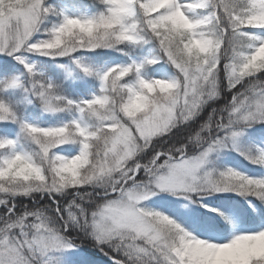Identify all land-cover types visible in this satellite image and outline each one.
Returning <instances> with one entry per match:
<instances>
[{
	"label": "snow or ice",
	"instance_id": "1",
	"mask_svg": "<svg viewBox=\"0 0 264 264\" xmlns=\"http://www.w3.org/2000/svg\"><path fill=\"white\" fill-rule=\"evenodd\" d=\"M0 264H264V0H0Z\"/></svg>",
	"mask_w": 264,
	"mask_h": 264
},
{
	"label": "rangeland",
	"instance_id": "2",
	"mask_svg": "<svg viewBox=\"0 0 264 264\" xmlns=\"http://www.w3.org/2000/svg\"><path fill=\"white\" fill-rule=\"evenodd\" d=\"M237 163H240V164H242V165L244 164L243 161H239V160L237 161Z\"/></svg>",
	"mask_w": 264,
	"mask_h": 264
}]
</instances>
